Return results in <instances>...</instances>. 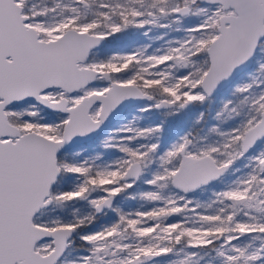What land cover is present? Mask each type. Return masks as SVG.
Returning <instances> with one entry per match:
<instances>
[{
    "label": "snow or ice",
    "instance_id": "snow-or-ice-1",
    "mask_svg": "<svg viewBox=\"0 0 264 264\" xmlns=\"http://www.w3.org/2000/svg\"><path fill=\"white\" fill-rule=\"evenodd\" d=\"M0 264H264V0H0Z\"/></svg>",
    "mask_w": 264,
    "mask_h": 264
}]
</instances>
